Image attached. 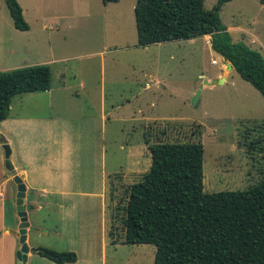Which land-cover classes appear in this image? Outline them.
<instances>
[{
	"label": "rangeland",
	"instance_id": "rangeland-1",
	"mask_svg": "<svg viewBox=\"0 0 264 264\" xmlns=\"http://www.w3.org/2000/svg\"><path fill=\"white\" fill-rule=\"evenodd\" d=\"M15 1L29 30L13 28L0 0V72L51 61L47 66L52 89L61 81L62 70L86 82L92 74L96 83L101 79L105 104L112 107L111 125L122 131L118 139L123 148L140 147L142 135L148 144L199 142L205 193L241 191L259 180L260 155L246 152L240 140L264 117V101L237 73L225 69V62L209 48V36L137 48L135 0L105 6L100 0ZM216 1L203 0V9H211ZM218 17L230 29L232 42L244 41L264 60V6L258 0H230L220 7ZM219 72L226 74L225 82L211 84ZM144 83L149 88L144 89ZM62 100L87 103L85 96ZM11 101L16 103L17 97ZM26 110L38 113L32 107ZM67 111L79 114L77 108ZM148 163L144 157L140 173L147 171ZM128 184H109L108 215L114 235L121 234ZM153 250L152 245L121 246L108 251L106 264H153Z\"/></svg>",
	"mask_w": 264,
	"mask_h": 264
},
{
	"label": "trees",
	"instance_id": "trees-1",
	"mask_svg": "<svg viewBox=\"0 0 264 264\" xmlns=\"http://www.w3.org/2000/svg\"><path fill=\"white\" fill-rule=\"evenodd\" d=\"M228 1L217 0L204 10L203 0H135L134 46L209 36L211 52L228 62L264 101V60L244 41L232 42L219 20L218 11ZM2 2L13 28L27 31L17 2ZM258 2L264 6V0ZM49 88L46 65L0 72V122L7 117L14 96ZM253 127L240 145L249 154L260 155V178L241 191H203L199 142L148 144L144 139L149 166L138 182L126 187L121 234L114 235L110 225L109 245H152L153 264H264V117ZM35 253L54 264L76 260L72 252L43 247Z\"/></svg>",
	"mask_w": 264,
	"mask_h": 264
},
{
	"label": "crops",
	"instance_id": "crops-1",
	"mask_svg": "<svg viewBox=\"0 0 264 264\" xmlns=\"http://www.w3.org/2000/svg\"><path fill=\"white\" fill-rule=\"evenodd\" d=\"M64 60L58 59V63ZM50 62L36 65L47 66ZM58 76L61 81L55 89L14 96L16 103L10 100L7 117L0 122V136L9 148L12 167L11 172L4 168L0 147V264H18L15 253L19 248V222L13 176L24 185L22 206L28 224L25 242L33 250L26 254L24 264H54L35 253L38 247L74 253L76 260L65 264H106L109 250L136 246L109 245L108 190L112 182L131 185L141 179L143 158L149 159L144 136L138 148L120 145L118 135L122 131L111 125L112 107L105 104L101 79L96 83L91 74L86 82L63 70ZM219 78L225 82L226 74L219 72L215 79ZM149 79L158 85L156 79ZM143 88H149L148 83ZM81 96L86 97V104L62 100ZM27 107L38 113L27 111ZM70 107L77 108L79 114L68 112Z\"/></svg>",
	"mask_w": 264,
	"mask_h": 264
},
{
	"label": "water",
	"instance_id": "water-1",
	"mask_svg": "<svg viewBox=\"0 0 264 264\" xmlns=\"http://www.w3.org/2000/svg\"><path fill=\"white\" fill-rule=\"evenodd\" d=\"M225 69L229 71L231 66L228 62H225ZM223 83V78H219L217 80L211 81L213 85H219ZM203 85H208L207 82H203ZM198 92L191 99V103L195 104ZM0 147L3 151V158H4V168L8 171H12V167L10 162L8 161L9 156V148L6 145L4 139L0 136ZM13 181L16 184V193H15V212L16 216L18 217V225L16 231V237L18 241L19 248L15 253V258L18 264H24L25 256L27 253H31L33 250L29 249L25 239H26V228L28 224L26 223V215H25V208L22 206V199L24 197V185L22 184L21 180L17 176H13Z\"/></svg>",
	"mask_w": 264,
	"mask_h": 264
},
{
	"label": "built area",
	"instance_id": "built-area-1",
	"mask_svg": "<svg viewBox=\"0 0 264 264\" xmlns=\"http://www.w3.org/2000/svg\"><path fill=\"white\" fill-rule=\"evenodd\" d=\"M210 64H211V65H215V64H216V61H215V60H211V61H210Z\"/></svg>",
	"mask_w": 264,
	"mask_h": 264
}]
</instances>
